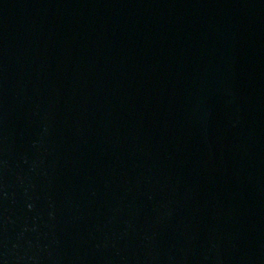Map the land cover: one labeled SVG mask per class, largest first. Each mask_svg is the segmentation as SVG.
<instances>
[{
    "label": "water",
    "instance_id": "obj_1",
    "mask_svg": "<svg viewBox=\"0 0 264 264\" xmlns=\"http://www.w3.org/2000/svg\"><path fill=\"white\" fill-rule=\"evenodd\" d=\"M0 264H264V0H0Z\"/></svg>",
    "mask_w": 264,
    "mask_h": 264
}]
</instances>
